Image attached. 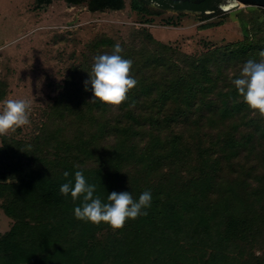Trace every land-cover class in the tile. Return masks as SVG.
Here are the masks:
<instances>
[{
    "label": "trees",
    "instance_id": "16d2710c",
    "mask_svg": "<svg viewBox=\"0 0 264 264\" xmlns=\"http://www.w3.org/2000/svg\"><path fill=\"white\" fill-rule=\"evenodd\" d=\"M64 1L104 12L124 10L127 0ZM52 2L36 0V9ZM147 6L131 0L133 11L155 15ZM263 11L237 15L242 40L204 44L199 54L146 28L128 41L93 40L58 86L38 134L1 137L0 207L13 226L0 236V264H264V116L231 82L245 62L261 59ZM117 42L137 86L119 106L93 102L85 81L94 57ZM7 90L0 80V102ZM76 171L102 202L112 192L138 200L150 191L147 215L122 229L77 219L82 198L60 193Z\"/></svg>",
    "mask_w": 264,
    "mask_h": 264
},
{
    "label": "rangeland",
    "instance_id": "374dc122",
    "mask_svg": "<svg viewBox=\"0 0 264 264\" xmlns=\"http://www.w3.org/2000/svg\"><path fill=\"white\" fill-rule=\"evenodd\" d=\"M147 7L155 15L133 11L131 0L126 1L122 11L104 12H90L84 5L71 7L64 0H53L43 9H36V0H0V80L8 85L4 99L31 102L30 124L6 135L27 141L38 134L46 110L58 95V86L70 69L82 61L83 53L96 38L128 41L132 32L146 28L159 41L187 54H199L204 44L221 46L242 40L237 15L251 9L240 5L221 17L209 19L177 16ZM221 22V26L200 28ZM12 226L13 220L0 207V236Z\"/></svg>",
    "mask_w": 264,
    "mask_h": 264
},
{
    "label": "clouds",
    "instance_id": "9594fccd",
    "mask_svg": "<svg viewBox=\"0 0 264 264\" xmlns=\"http://www.w3.org/2000/svg\"><path fill=\"white\" fill-rule=\"evenodd\" d=\"M149 6H154V0H149ZM120 43L114 45L111 54L94 57L90 79L85 81V90L91 86L94 101L119 106L128 99L130 90L137 86L138 81L131 75L133 62L125 59L121 53ZM261 59L248 60L239 71L238 77L231 82L244 102L261 116H264V51L259 53ZM0 111V135H6L30 124L31 102L24 99L6 98L2 101ZM67 179L68 172H64ZM96 186L90 185L82 171H76L74 185L72 181L60 187V193L73 201L82 198V204L74 209L75 217L82 221L99 225L108 224L113 229H122L126 222L135 220L141 215H147L144 209L150 208L152 193L144 191L135 200L131 193L112 192L107 196V202H102L99 196H94Z\"/></svg>",
    "mask_w": 264,
    "mask_h": 264
},
{
    "label": "flooded vegetation",
    "instance_id": "af4514ba",
    "mask_svg": "<svg viewBox=\"0 0 264 264\" xmlns=\"http://www.w3.org/2000/svg\"><path fill=\"white\" fill-rule=\"evenodd\" d=\"M144 1L149 5V0ZM233 4L234 0H154V6L151 7L177 16L192 15L213 19L227 14Z\"/></svg>",
    "mask_w": 264,
    "mask_h": 264
},
{
    "label": "water",
    "instance_id": "95a60500",
    "mask_svg": "<svg viewBox=\"0 0 264 264\" xmlns=\"http://www.w3.org/2000/svg\"><path fill=\"white\" fill-rule=\"evenodd\" d=\"M240 5L264 9V0H234V4L231 8H237Z\"/></svg>",
    "mask_w": 264,
    "mask_h": 264
}]
</instances>
